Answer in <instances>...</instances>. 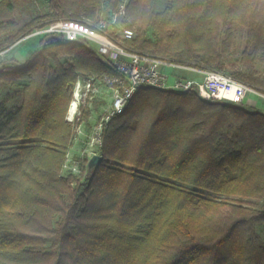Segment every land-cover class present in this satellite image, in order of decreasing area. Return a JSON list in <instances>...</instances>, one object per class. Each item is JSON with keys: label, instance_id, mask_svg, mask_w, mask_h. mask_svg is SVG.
Returning a JSON list of instances; mask_svg holds the SVG:
<instances>
[{"label": "trees", "instance_id": "16d2710c", "mask_svg": "<svg viewBox=\"0 0 264 264\" xmlns=\"http://www.w3.org/2000/svg\"><path fill=\"white\" fill-rule=\"evenodd\" d=\"M47 2L15 31L21 0H0V51L33 27L110 20L125 5L128 48L264 94V0ZM106 72L87 42L54 34L24 64H0V264H264V111L142 88L109 122L95 168L75 156L80 173L64 172L74 84Z\"/></svg>", "mask_w": 264, "mask_h": 264}, {"label": "built area", "instance_id": "2783aa9c", "mask_svg": "<svg viewBox=\"0 0 264 264\" xmlns=\"http://www.w3.org/2000/svg\"><path fill=\"white\" fill-rule=\"evenodd\" d=\"M125 13V5L114 13L110 20L97 22L79 20H56L45 28L37 30L28 37L54 34L64 41H85L96 53L97 58L114 69V73H103L90 77H79L74 84L73 98L66 119L76 124L74 140L84 135V120L80 108L88 100L90 107L94 99L105 96L104 112L98 116L91 128L86 148L79 155L67 153L63 171L79 174V157L100 155L103 134L109 122L123 113L130 100L142 88H155L175 92H196L206 101H223L233 104L242 103L248 94H264L237 80L231 75L203 66H194L150 53L128 48L112 36L111 25ZM94 22V23H93ZM98 101V100H97ZM102 107V106H101ZM75 156L78 158L75 159Z\"/></svg>", "mask_w": 264, "mask_h": 264}, {"label": "rangeland", "instance_id": "374dc122", "mask_svg": "<svg viewBox=\"0 0 264 264\" xmlns=\"http://www.w3.org/2000/svg\"><path fill=\"white\" fill-rule=\"evenodd\" d=\"M106 2L107 0H103L104 5ZM167 3H168V0H157L156 10H162L167 5ZM48 6L49 5H48L47 0H21V5L14 15L16 21L18 22V25L15 31L21 28V26L25 22L32 20L34 17L42 16L43 14H45L49 10ZM99 19H104V16L101 15ZM58 20H61V19H58ZM64 20H71V19H64ZM85 20L92 22L88 18H85ZM45 27L46 26L33 27L31 30L22 34L13 44H11V46H9L6 49L1 50L0 51V64L1 63L2 64H12V63L24 64L28 60V58L31 56V54L39 47L40 40L44 35H36V36L28 37V38L27 36ZM110 31L112 33V36L116 38L117 40H119L120 42H122L121 39L125 33H132L131 30L129 31L126 29V27L124 26V23L118 24L117 26L111 25ZM155 56L168 59V57H165V56H159V55H155ZM172 60L176 61L175 59H172ZM6 91H7V88L0 86V99L5 94ZM104 98L106 97L104 96L103 99L101 98L94 99L93 100L94 107H90L89 103L91 102L89 100L82 104L80 108V113H81L80 117L84 120V133L85 134L82 135V137H80L78 141L73 140V143L68 150V152H70L71 154L79 155L80 152L86 148L89 134L91 133V128L93 124L95 123V120L98 118V116H100L104 112V106L106 105ZM251 99H253V101L258 100V101L264 102V99L260 98V96H257V95H251ZM244 102L245 100L238 105H244ZM249 108L255 109L254 106L249 107ZM85 157H88V156H85Z\"/></svg>", "mask_w": 264, "mask_h": 264}, {"label": "crops", "instance_id": "0c3cea01", "mask_svg": "<svg viewBox=\"0 0 264 264\" xmlns=\"http://www.w3.org/2000/svg\"><path fill=\"white\" fill-rule=\"evenodd\" d=\"M251 95L252 94H248L247 97L245 98L244 106H246V107H253L254 106L255 109L264 111V102H261L258 100L253 101V99H251Z\"/></svg>", "mask_w": 264, "mask_h": 264}, {"label": "water", "instance_id": "95a60500", "mask_svg": "<svg viewBox=\"0 0 264 264\" xmlns=\"http://www.w3.org/2000/svg\"><path fill=\"white\" fill-rule=\"evenodd\" d=\"M102 160L101 155H94L89 162V170H93L95 166Z\"/></svg>", "mask_w": 264, "mask_h": 264}]
</instances>
